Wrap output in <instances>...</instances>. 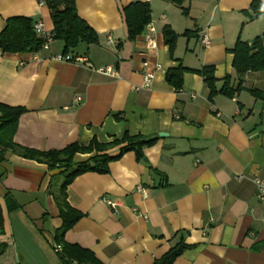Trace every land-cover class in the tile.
Returning <instances> with one entry per match:
<instances>
[{
  "label": "crops",
  "instance_id": "obj_1",
  "mask_svg": "<svg viewBox=\"0 0 264 264\" xmlns=\"http://www.w3.org/2000/svg\"><path fill=\"white\" fill-rule=\"evenodd\" d=\"M74 1L98 44L66 55L53 40L37 53L0 52V104L26 110L14 143L49 152L125 134L156 141L141 159L124 153L106 174L87 172L67 186V203L81 218L64 243L100 264H156L179 245L171 264H264V202L254 184L264 179V101L249 93L264 90V72L238 75L232 63L238 42L264 34L253 0ZM136 2L149 5L150 23L128 40L123 10ZM49 15L37 0H0V33L8 20L27 18L42 25L43 38L53 30ZM168 27L176 36L171 52ZM179 66H213L217 90L225 77L242 89L209 100L203 79L185 73L176 92L165 75ZM94 155L76 154L74 162ZM57 174L14 155L0 163V264H66L54 235L62 225L53 197L61 180L50 187Z\"/></svg>",
  "mask_w": 264,
  "mask_h": 264
},
{
  "label": "trees",
  "instance_id": "obj_2",
  "mask_svg": "<svg viewBox=\"0 0 264 264\" xmlns=\"http://www.w3.org/2000/svg\"><path fill=\"white\" fill-rule=\"evenodd\" d=\"M37 1L48 8L53 25L50 34L51 41H58L62 44L64 55L75 51L80 45L98 44L96 33L78 17L74 0ZM182 1L174 0L178 5ZM250 7L253 18L264 16V4L258 0H253ZM123 13L128 29V40H133L150 23V7L147 3L136 2L124 8ZM163 34L171 52L176 36L169 27L164 29ZM44 43V39L37 36L32 20L27 18L17 17L8 20L0 33V52L2 54L37 53L43 49ZM232 52L234 54L232 63L236 74L264 72V34L256 37L250 44L238 42ZM185 73L196 74L203 79L209 90V100H213L218 94L232 99L242 89L240 85L236 89H232L230 78L225 77L221 88L217 90L213 66H206L198 71L188 70L182 66L170 69L165 75L167 84L179 92L183 87ZM249 93L256 100L264 101V90L253 89L249 90ZM24 112H26L24 108H11L0 104V163L14 155L44 164L49 172L58 171L57 175L51 177L50 187L52 188L58 180H61L57 192L53 194L59 210V217L62 220L61 227L54 234L56 244L62 248L59 255L66 264L70 261L81 264H100L89 252L67 245L63 241L65 233L73 228L81 218L79 212L69 207L66 188L76 177L84 173L106 174L108 163L118 160L124 153L133 151L137 158L141 159L142 150L152 146L156 138L132 137L125 134L121 139L108 144H100L93 139L86 145L73 144L60 151L39 152L18 146L13 141L19 118ZM91 152L95 155L89 160L82 163L74 162L76 154H91ZM184 248L185 246L179 245L171 249L156 264H171Z\"/></svg>",
  "mask_w": 264,
  "mask_h": 264
},
{
  "label": "built area",
  "instance_id": "obj_3",
  "mask_svg": "<svg viewBox=\"0 0 264 264\" xmlns=\"http://www.w3.org/2000/svg\"><path fill=\"white\" fill-rule=\"evenodd\" d=\"M34 30L36 31V32H41L42 33V25L40 24V23H35V25H34ZM147 31L149 32V33H153L154 32V29L151 27V26H148L147 27ZM43 39H44V41H45V43H44V45H43V49H47L48 47H49V43L51 42V36H50V34L49 33H45V32H43ZM149 48L150 49H153L154 47H155V45H154V42L152 41V40H149ZM202 44L204 45V46H206V47H208L209 46V38L206 36V35H204V36H202ZM58 60H63L64 58L62 57V56H60V57H58L57 58ZM74 61H76V62H86V59L85 58H83V57H75L74 58ZM106 72H111V69L110 68H106ZM152 77L149 75V76H147L146 77V82H149L150 81V79H151ZM254 184H255V187H256V189H257V198L261 201V202H264V179H260V178H256L255 180H254ZM137 190L138 191H140V192H142V194L144 195V197H146V195H145V191L141 188V187H138L137 188ZM106 204L111 208V209H113V211H115V212H117L116 211V204H114V203H112V202H110V201H106ZM57 251L59 250V248L58 247H56L55 248Z\"/></svg>",
  "mask_w": 264,
  "mask_h": 264
},
{
  "label": "water",
  "instance_id": "obj_4",
  "mask_svg": "<svg viewBox=\"0 0 264 264\" xmlns=\"http://www.w3.org/2000/svg\"><path fill=\"white\" fill-rule=\"evenodd\" d=\"M162 136V135H161Z\"/></svg>",
  "mask_w": 264,
  "mask_h": 264
}]
</instances>
